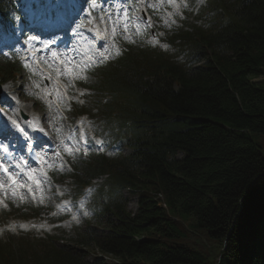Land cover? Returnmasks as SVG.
I'll list each match as a JSON object with an SVG mask.
<instances>
[{
    "label": "trees",
    "instance_id": "trees-1",
    "mask_svg": "<svg viewBox=\"0 0 264 264\" xmlns=\"http://www.w3.org/2000/svg\"><path fill=\"white\" fill-rule=\"evenodd\" d=\"M17 3L0 0L1 26L19 17ZM196 20L167 38L173 55L123 42L93 70L99 114L127 153L89 156L70 177L75 194L104 180L103 231L62 247L55 237L0 239V264H264V157L252 140L264 135V0H208ZM22 72L0 56V84ZM180 224L211 251L177 243Z\"/></svg>",
    "mask_w": 264,
    "mask_h": 264
},
{
    "label": "rangeland",
    "instance_id": "rangeland-1",
    "mask_svg": "<svg viewBox=\"0 0 264 264\" xmlns=\"http://www.w3.org/2000/svg\"><path fill=\"white\" fill-rule=\"evenodd\" d=\"M58 3L52 4L48 3L45 6H42L40 4V0H21V3H23L24 8L23 12H21V19L23 22H25L28 25H32L36 18L39 15L46 16L48 18L50 15L54 16L55 18H58L60 16L65 17V14L67 13L68 5L73 6L75 5L74 9L78 8V3H82L81 0H58ZM102 1V0H101ZM190 2L191 0H187ZM94 5L93 2L89 3L87 10L90 11L89 6ZM102 6L101 4H99ZM106 5H109L108 3ZM60 6L61 8H57ZM86 5L83 4L81 6V9L86 11ZM170 9V12H167L163 14V10ZM187 8L188 3H186L184 0H158L155 2V4H151L147 8L148 15L147 17L151 18L153 26L151 28H137V26H130L129 31L124 33L123 38L117 37L116 40L113 43L112 49L116 48L117 42L119 40L123 41H135L136 43L139 41L138 38H140L142 35L141 33L149 34L147 41L150 43H153L157 45L161 50L165 51L166 53L173 54V51L167 47L164 43L159 42L158 39L162 38L166 34H169L171 30L174 27H179V22L183 20L184 14H187ZM74 12V10H73ZM139 12V10H138ZM142 12L144 10L142 9ZM94 17L91 16V19ZM80 17L77 16V20H79ZM90 19V20H91ZM94 27L96 26L95 22H91ZM157 27H161L162 29L159 32H154V30ZM14 29H20L23 28V23L18 22L13 26ZM29 27H27L28 30ZM145 29V30H144ZM85 28L81 29L82 32H85ZM3 48V45L0 43V50ZM49 66V65H48ZM27 70L29 73V76H25L23 78L24 85L29 87V90L23 91V93L13 88L12 85H8L9 91L11 94L16 98V100L19 101V103L28 109L34 110V117L35 119L40 122V125L47 130L50 133H54L55 137L57 138L59 142V146L61 147V150H59V155H57L52 160V165H49L47 167V173L45 174V181L46 184H44V190L33 193L32 195L28 196H14V195H3L0 197L1 200V206L0 209H4L6 211L10 210V212L13 215H20L24 214L29 216L28 221L23 220L25 222L31 223L32 221V231L27 234H31L33 236L37 235L40 238H44L46 236H53V237H59L60 241L58 246L62 247L63 244L71 243V241L77 236V234H81L83 231H85V225L84 223L88 221L90 223V229L94 230L97 229V233H101L103 231L102 227H100L99 222H94V213L92 209L90 208L92 205V201L94 199V192L92 194V191H89L86 193V198L81 202H75L73 199L71 201H68L66 203V206L64 208H61V213H71L72 214V220H74V224H65L63 227H57V225L52 226L46 221H39V219H42L39 217V219H36L32 213V208H46L51 207L55 202L58 201L57 195L61 194L66 199H71V196L73 194V188L66 177L64 180L62 179V176H67L71 173L70 168L66 165L65 161L62 159L63 154H78L79 152L85 153L88 152L92 147H94V141L95 137L97 136H103V138H100V141L96 145V151H105L109 155H116V154H126L127 150L123 148L121 145H113L110 144L104 135H102V129L100 126L99 120L91 115L93 119L88 118H82V124L79 125V120L75 124L74 128L73 125L70 124L69 121H71L69 118L72 117L73 112L68 111L69 105L68 101L70 100V95L75 96L74 101H79L80 97H77L75 93H78L79 91L77 88V80H82L83 82H88L90 80V74L88 68L81 67V63L77 62L75 64H67L65 66V69L62 72H56L55 70H51L56 78V83H61L65 86V89L69 96L67 98H64V100L57 101L60 104V107H62V110L64 112V115L62 114V111L58 113L54 109H47L45 113L39 111V109L35 108V106L32 104V100L35 99L38 103L39 100L41 101V96L43 93L44 85L43 83L38 79V77L31 73V70ZM32 75H35L34 77L30 78ZM29 92V93H28ZM8 94V93H6ZM39 99V100H38ZM88 99V98H87ZM87 99H85V104L87 103ZM42 103V102H41ZM40 105V103H39ZM6 109V107H4ZM6 114L9 118H11L16 123L18 122V119L20 117L19 112L15 108L7 109ZM20 120V119H19ZM14 125H17V124ZM81 128L86 135L89 148L85 151L78 150V147L76 144H72V148L63 147V137L66 134H69L71 138L77 139L78 138V132L77 129ZM252 140L255 144H257L260 149L262 156L264 157V135H253ZM76 145V146H75ZM78 156H75L74 158H77ZM59 176L56 178H53L51 176V170L53 167H59ZM45 170V171H46ZM97 185L100 182L96 181ZM123 197L127 203V210L131 213L136 212L137 206H136V197L131 196L130 194L124 192ZM60 206H55L54 209H57ZM95 208V206H94ZM57 212V211H56ZM87 213V215L85 214ZM75 217V219H73ZM47 219V217L43 218ZM1 220V219H0ZM6 220V219H5ZM11 222H4L3 226L0 227V232L2 231H9L11 235L17 236L19 235V229L16 226H12ZM88 223V224H89ZM39 224H42L41 226L43 230H36L39 227ZM87 224V225H88ZM186 226L188 225H179V228L183 235H181L177 241V243H181L183 245L188 246L189 248L196 250V251H202L204 253H207L208 251H211L212 244H210L207 239H204L201 234L194 232V229L188 226L187 229ZM84 252L88 253V260H92L94 256H98L97 252L94 251V249L89 247L83 248Z\"/></svg>",
    "mask_w": 264,
    "mask_h": 264
},
{
    "label": "bare ground",
    "instance_id": "bare-ground-1",
    "mask_svg": "<svg viewBox=\"0 0 264 264\" xmlns=\"http://www.w3.org/2000/svg\"><path fill=\"white\" fill-rule=\"evenodd\" d=\"M101 1V0H100ZM145 18V17H144ZM7 87H2V93L3 94H5V92L7 91ZM17 110L20 112V113H22L23 115H25L24 113H23V111L26 113V118L28 119V120H30V121H33L34 120V118H33V115H32V110H30V109H28V108H26V107H23V106H20V105H18L17 106ZM22 123L24 124V122L22 121ZM28 124H26V126H27ZM3 130H6V132L7 131H9V130H7L5 127H3L2 128ZM28 128H26V127H24V133L26 134L27 132H28ZM29 133L31 134V136H34L35 134L33 133V132H31L30 130H29ZM11 136H13L12 134H10Z\"/></svg>",
    "mask_w": 264,
    "mask_h": 264
},
{
    "label": "snow or ice",
    "instance_id": "snow-or-ice-1",
    "mask_svg": "<svg viewBox=\"0 0 264 264\" xmlns=\"http://www.w3.org/2000/svg\"><path fill=\"white\" fill-rule=\"evenodd\" d=\"M125 15H127V13H125ZM125 30H127V29L125 28ZM30 39H34V37H32V38H30ZM52 56L55 58V57H56V53L53 52V53H52ZM25 66L27 67V65H25ZM13 123L15 124L16 122L13 121ZM5 171H7V169H5ZM10 179H12V182H13L14 184L16 183V181H15L14 178H11V177H10ZM85 214H86V213H85ZM21 227H23V226H21Z\"/></svg>",
    "mask_w": 264,
    "mask_h": 264
},
{
    "label": "clouds",
    "instance_id": "clouds-1",
    "mask_svg": "<svg viewBox=\"0 0 264 264\" xmlns=\"http://www.w3.org/2000/svg\"><path fill=\"white\" fill-rule=\"evenodd\" d=\"M86 215H87V213H86ZM73 219H75V217Z\"/></svg>",
    "mask_w": 264,
    "mask_h": 264
}]
</instances>
